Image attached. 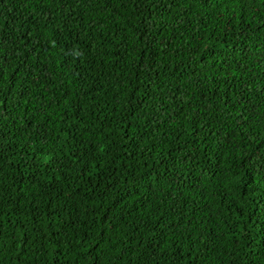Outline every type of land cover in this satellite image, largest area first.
<instances>
[{
  "label": "trees",
  "instance_id": "trees-1",
  "mask_svg": "<svg viewBox=\"0 0 264 264\" xmlns=\"http://www.w3.org/2000/svg\"><path fill=\"white\" fill-rule=\"evenodd\" d=\"M0 264H264V0H0Z\"/></svg>",
  "mask_w": 264,
  "mask_h": 264
}]
</instances>
